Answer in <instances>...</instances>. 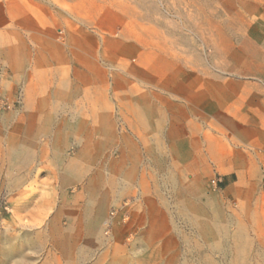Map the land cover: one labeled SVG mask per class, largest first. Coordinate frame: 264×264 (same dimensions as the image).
<instances>
[{
  "label": "rangeland",
  "instance_id": "obj_1",
  "mask_svg": "<svg viewBox=\"0 0 264 264\" xmlns=\"http://www.w3.org/2000/svg\"><path fill=\"white\" fill-rule=\"evenodd\" d=\"M71 91L122 135L136 105L196 107L198 144L151 123L125 147L128 194L74 226L76 189L3 185L21 133ZM118 155L87 153L93 205ZM0 264H264V0H0Z\"/></svg>",
  "mask_w": 264,
  "mask_h": 264
},
{
  "label": "crops",
  "instance_id": "obj_2",
  "mask_svg": "<svg viewBox=\"0 0 264 264\" xmlns=\"http://www.w3.org/2000/svg\"><path fill=\"white\" fill-rule=\"evenodd\" d=\"M52 97L53 106L46 110L47 114L52 115L51 119L48 116L51 121L43 125L34 122L30 133L27 129L21 133L20 145L15 149L16 154L10 161L8 177L3 180V185L13 193L22 192L30 186L33 192L58 193L62 197L68 189H76V193L70 196L72 206L60 207V210H78L82 213L72 223L74 226L98 225L104 217L106 203L111 199L120 200L128 194L129 189L122 185L133 179L136 170L133 164L127 162L126 155L129 153L125 147L149 143L151 123L156 125L158 131L164 132V141L177 143L175 140L182 139L183 143H187L185 136L191 135L189 143L198 144L197 135L193 133L198 129L200 114L196 107L182 104L160 109L146 104L136 105L131 108L132 116L129 115L134 123L130 128L126 126L129 131L122 135L111 125L87 123L84 117L86 100L80 94L71 91L60 104L55 95ZM123 110L127 114L126 111L130 109L125 107ZM107 145H116L119 151L116 166L110 170L112 188L99 192L96 195L99 205H93L88 201L91 197L86 186V155L89 152L97 154ZM71 146L75 147L73 155L68 153ZM97 177L101 176L93 177L97 183L99 179L102 185L108 182L103 179L105 177ZM135 214H132L133 219Z\"/></svg>",
  "mask_w": 264,
  "mask_h": 264
},
{
  "label": "built area",
  "instance_id": "obj_3",
  "mask_svg": "<svg viewBox=\"0 0 264 264\" xmlns=\"http://www.w3.org/2000/svg\"><path fill=\"white\" fill-rule=\"evenodd\" d=\"M210 184L212 187L215 188L217 186V181L215 179H213V180H211Z\"/></svg>",
  "mask_w": 264,
  "mask_h": 264
}]
</instances>
